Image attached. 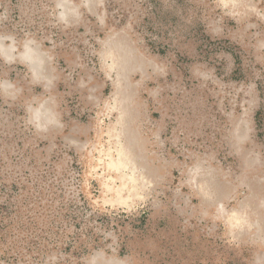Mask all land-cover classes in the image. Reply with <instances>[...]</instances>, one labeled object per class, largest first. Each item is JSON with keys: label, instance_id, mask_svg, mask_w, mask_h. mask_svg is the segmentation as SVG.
I'll return each mask as SVG.
<instances>
[{"label": "rangeland", "instance_id": "obj_1", "mask_svg": "<svg viewBox=\"0 0 264 264\" xmlns=\"http://www.w3.org/2000/svg\"><path fill=\"white\" fill-rule=\"evenodd\" d=\"M254 191L264 0H0V264H264Z\"/></svg>", "mask_w": 264, "mask_h": 264}, {"label": "bare ground", "instance_id": "obj_2", "mask_svg": "<svg viewBox=\"0 0 264 264\" xmlns=\"http://www.w3.org/2000/svg\"><path fill=\"white\" fill-rule=\"evenodd\" d=\"M232 3H237V0H231ZM110 51L112 52L113 56L116 57L122 67V52L123 50L120 48L119 45L115 44L111 46ZM35 57V56H34ZM33 57V58H34ZM36 58V57H35ZM122 103V108H123V116L121 119V124L123 125L121 133L126 135L128 139V144L125 146V151H122V158L131 155L132 157L134 154L136 155L137 153L139 154V151H137V147L140 146V134L137 131V128L134 127L132 116H133V110L131 103L129 102V98H126L125 96L121 97L120 99ZM126 152V154L124 153ZM127 155V156H126ZM124 158L121 159L119 162L120 164H123ZM201 169V166H199ZM199 169V171H200ZM211 194L210 192H208ZM263 198L259 196L256 191H254V199L253 196L252 198H248L247 201H245V204H240L239 206L236 207L235 213H233V216H237L238 219H242L243 222L241 224H248L250 227L254 225L255 231H259L258 235L260 239H263L262 242H264V228L262 227L264 225V201L262 200ZM213 204L216 206V211H218L220 214H222L225 209L224 205L220 200H217L215 197V201H213ZM262 206V209L259 210L258 206ZM240 223L236 224L239 225ZM241 226V225H240ZM246 227V226H245ZM262 227V228H261ZM243 229V228H242ZM244 231V229H243ZM255 234V233H254ZM256 236V235H255Z\"/></svg>", "mask_w": 264, "mask_h": 264}, {"label": "crops", "instance_id": "obj_3", "mask_svg": "<svg viewBox=\"0 0 264 264\" xmlns=\"http://www.w3.org/2000/svg\"><path fill=\"white\" fill-rule=\"evenodd\" d=\"M264 243V242H263Z\"/></svg>", "mask_w": 264, "mask_h": 264}]
</instances>
